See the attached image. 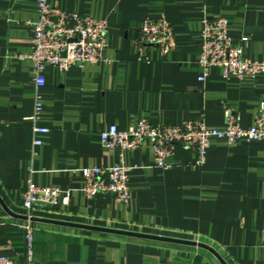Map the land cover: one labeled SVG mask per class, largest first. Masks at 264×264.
<instances>
[{
  "label": "crops",
  "instance_id": "1",
  "mask_svg": "<svg viewBox=\"0 0 264 264\" xmlns=\"http://www.w3.org/2000/svg\"><path fill=\"white\" fill-rule=\"evenodd\" d=\"M60 10L107 23L106 61L45 66L36 90L32 23L37 0H0V254L25 264L28 246L20 216L28 182L56 186L58 201L29 215L92 226L195 240L214 248L226 264H264V141L228 144L212 138L205 162L175 148L166 169L154 165L147 142L137 150H107L99 134L126 130L139 120L179 124L203 118L223 129L222 105L248 128L264 100V75L223 78L212 67L198 81L202 20L224 18L231 45L252 61L264 60V0H49ZM145 19L166 20L173 51L132 43ZM41 102L34 135L29 120L34 97ZM42 142L34 146L33 140ZM123 157L129 200L87 198L81 169L109 167ZM6 211H10L9 214ZM34 264H220L205 250L54 224L34 223Z\"/></svg>",
  "mask_w": 264,
  "mask_h": 264
},
{
  "label": "built area",
  "instance_id": "2",
  "mask_svg": "<svg viewBox=\"0 0 264 264\" xmlns=\"http://www.w3.org/2000/svg\"><path fill=\"white\" fill-rule=\"evenodd\" d=\"M37 9L38 18L31 24L32 51L23 57L32 63L36 90L45 85V66L63 71L71 66L82 67L85 64L106 61L108 29L105 20L60 10L50 5L49 0H37ZM201 23L197 61L200 68L197 78L199 82L206 80L212 67L218 68L223 78L243 79L264 75V60H249L244 56L242 49L231 45L227 21L224 18H204ZM132 43L137 49L139 59L144 57L149 48H156L160 54H166L175 47L172 27L163 19H145ZM41 109L40 96L36 93L32 115L29 118L34 135L46 134L49 131L37 123ZM222 110L225 126L220 130L207 127L202 117L179 124H151L146 120H139L126 130L110 126L106 131L100 132L99 137L105 149L120 152L137 150L143 142H147L154 165L162 169L168 167L166 160L177 147L192 152L195 155L194 165L202 166L212 138L223 139L228 144H235L240 140L264 141V100L253 118V124L248 128L240 125L238 115L229 106L222 105ZM41 144L40 140H33L34 146ZM128 171L122 155L112 166L83 168L82 191L89 199L109 195L118 203L126 204L129 200ZM60 193L61 190L56 186L38 187L30 181L22 194V208L29 215L35 208L51 207L57 203ZM22 228L28 246L25 264H34L30 252L34 223L26 221ZM0 264L16 263L0 254Z\"/></svg>",
  "mask_w": 264,
  "mask_h": 264
},
{
  "label": "water",
  "instance_id": "3",
  "mask_svg": "<svg viewBox=\"0 0 264 264\" xmlns=\"http://www.w3.org/2000/svg\"><path fill=\"white\" fill-rule=\"evenodd\" d=\"M6 212H8L11 215H14L10 211H6ZM20 218H22L25 222L29 221L31 223L38 222V223L54 224V225H60V226H65V227H72V228H78V229H84V230H90V231L109 233V234H114V235H119V236H124V237H130V238H138V239H144V240H150V241H157V242L196 247V248L205 250L208 253H210L220 264H226V262L223 260V258L219 255V253L214 248H212L210 245L206 243L195 241V240L174 238V237L163 236L159 234H149V233L135 232V231H129V230L113 229V228L92 226V225H86V224H78V223H71V222H65V221L51 220V219L35 217V216L27 215V214L20 216Z\"/></svg>",
  "mask_w": 264,
  "mask_h": 264
}]
</instances>
